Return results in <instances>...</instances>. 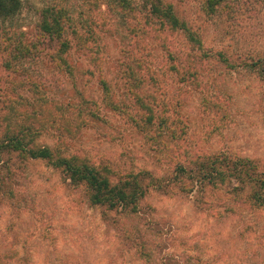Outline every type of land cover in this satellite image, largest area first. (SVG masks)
Listing matches in <instances>:
<instances>
[{"label":"rangeland","instance_id":"1","mask_svg":"<svg viewBox=\"0 0 264 264\" xmlns=\"http://www.w3.org/2000/svg\"><path fill=\"white\" fill-rule=\"evenodd\" d=\"M104 1L100 11H95L90 10L94 0H22L19 14L7 21L5 30L10 34L33 37L38 10L60 6L69 11L79 33L85 30V21L93 19L92 29L101 36L94 44L101 47V71L76 48L70 56L76 66L74 76L41 61L17 65L24 74L9 78L16 92L34 103L28 112L39 108L38 95L19 86L26 79L47 98L71 113L81 111L89 121L78 137L67 136L69 152L79 151L96 165H110L116 171L146 169L170 175L173 165L164 163V155L172 153L170 148L182 158L206 150L256 159L264 170V79L240 67L229 69L217 56L221 52L230 64H236L264 55V0H240L232 11L211 16L202 11V0H162L202 41L201 51L191 47L182 33L159 34L147 28L143 35L133 37V23L108 11V0ZM144 23L141 18L136 25ZM163 44L176 54L181 52L180 58L187 53L204 57L200 85L178 82L171 70L176 61ZM128 62L135 70L139 67L148 81L140 92L144 101L157 107L156 111L167 109L172 119L187 124V134L179 136L178 142L142 134L119 108L113 110L102 102L100 74L109 81L115 102L139 111L122 88ZM7 85L5 80L1 95ZM206 100L219 105L227 118L222 120L214 110L206 112ZM46 131L38 144L52 147L58 134L63 135L56 128ZM175 191V196L151 191L138 214L108 212L104 216L102 209L88 204L82 188L69 185L46 162L13 156L0 167V264H264V212L232 206L224 191V205L222 199L207 196L217 212H201L194 208L192 198Z\"/></svg>","mask_w":264,"mask_h":264},{"label":"trees","instance_id":"2","mask_svg":"<svg viewBox=\"0 0 264 264\" xmlns=\"http://www.w3.org/2000/svg\"><path fill=\"white\" fill-rule=\"evenodd\" d=\"M103 1L94 0L90 10L100 11ZM239 1L202 0L201 8L206 15L211 16L219 11H232L233 5H237ZM247 1L250 0H244ZM106 4L108 11L133 23L130 29L133 37L143 35L147 28L155 29L159 34L182 33L191 47H197L198 51L203 49V43L194 31L178 18L172 5L165 4L162 0H108ZM21 9L22 0H0V91L5 80L8 84L0 94L3 96L2 101L0 100V167L9 163L13 156L24 161H44L59 171L69 185L76 189L82 188L88 204L102 209L104 216L108 212H121L129 216L138 214L140 206L151 191L165 194L170 192L171 196H175V189L180 195L192 198L194 208L201 212H217L219 209L211 201L208 202L207 196L211 195L214 200L222 199L221 204L224 205L226 199L221 195L223 191L230 196L232 206L252 213L264 212V170L256 159L233 156L226 152L210 154L206 150L195 151L189 157L182 158L170 148L175 155L165 154L164 163L168 162V167L173 165V169L170 175L160 176L146 169L116 171L110 165H96L79 151L69 152L67 136L78 137L89 124L81 111L71 113L66 106L47 98L35 87V83L26 79L19 86L38 95L35 101L39 108L38 112H28V108L34 103L31 104L16 92L15 82L9 77L20 72L17 69L19 63L30 60L41 61L58 72L74 76L76 66L71 63L70 56L75 48L76 52L101 71V47L95 46L101 36H96L92 29L95 23L93 19L86 20L83 27L85 30L79 33L69 11L60 6L38 10L39 19L33 37H28L23 32L15 36L5 30V25ZM141 18L145 23L138 27L136 22ZM162 47L171 60L176 61L171 70L175 72L178 82L185 86L194 85L195 88L200 85L204 57H194L187 53L180 58L178 55L181 52L176 54L165 44ZM204 56L209 57L207 53ZM217 56L229 69L240 67L264 79V55L240 59L236 64H230L221 52ZM133 67L131 62L126 65L122 88L132 103L139 105V111L135 112L124 103L115 102L109 81L105 75L100 74L98 85L104 95L102 102L113 110L119 108L120 113L126 114L133 127L142 134L151 133L156 140L163 139L164 136L170 140L176 138L175 141L178 142L179 136L187 134V124H182L179 118L172 119L167 109L156 111L157 107L144 101L140 92L148 81L139 72V67L137 70ZM204 102L206 112L214 110L222 120L227 118L228 113L222 115L219 105H213L208 100ZM91 115L96 116L95 113ZM54 128L63 133L58 134L54 146L38 144L39 136ZM6 169L9 178L10 172Z\"/></svg>","mask_w":264,"mask_h":264}]
</instances>
